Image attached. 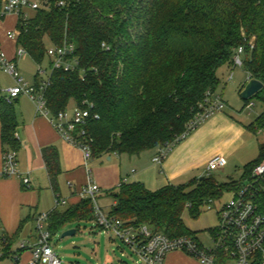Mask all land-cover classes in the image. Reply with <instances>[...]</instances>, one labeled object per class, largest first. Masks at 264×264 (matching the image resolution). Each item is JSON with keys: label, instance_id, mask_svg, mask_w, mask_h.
I'll return each instance as SVG.
<instances>
[{"label": "trees", "instance_id": "1", "mask_svg": "<svg viewBox=\"0 0 264 264\" xmlns=\"http://www.w3.org/2000/svg\"><path fill=\"white\" fill-rule=\"evenodd\" d=\"M65 1L63 9H41L19 23L16 45L38 66L47 63L48 44L73 46L77 67L52 72L46 105L54 116L69 106L91 105L90 112L99 116L84 127L92 138V158L139 156L181 142L176 139L204 94L216 91L217 70L231 65L240 46L249 79L262 84L258 93L243 101L242 109L253 99L262 107L247 129L254 133L264 127V0ZM0 123L3 152L15 151L19 144L14 138L13 103L7 104L3 96ZM41 155L49 188L57 196L58 153L45 147ZM262 158L264 144L258 158L244 167L242 178ZM239 184L220 182L213 175L156 191L141 183H122L109 191L114 205L108 214L127 226H146L168 238L194 237L183 222L184 212L197 218L209 201H219ZM253 202L264 216V189L256 192ZM88 221H94L93 204L83 199L64 212L49 213L47 229L52 236L66 225Z\"/></svg>", "mask_w": 264, "mask_h": 264}, {"label": "built area", "instance_id": "2", "mask_svg": "<svg viewBox=\"0 0 264 264\" xmlns=\"http://www.w3.org/2000/svg\"><path fill=\"white\" fill-rule=\"evenodd\" d=\"M51 6L63 9L65 0H0V24L8 18L14 19V29L6 30L4 37L8 41L16 42L19 36V23H25L31 15L38 10H49ZM104 47V44H102ZM249 47L252 48L251 43ZM73 46L63 43L60 46L49 44L45 50L47 63L44 67L39 65L36 72V81L27 84L21 76L17 63L8 58L0 42V70L6 74L13 85L3 91L7 104L19 95H25L33 103L35 113L46 118L59 136L70 145L78 148L82 154L83 164L86 168L91 157L92 138L86 133L84 127L89 121L98 120L97 114L91 113V105L86 108L72 106L52 115L46 105L45 91L50 84V76L55 69L72 72L77 67V59L72 56ZM242 46L235 49L231 66L243 67ZM26 52L17 47L16 55L24 56ZM82 73L81 71L79 72ZM232 73L227 81L232 79ZM82 80V79H81ZM225 101L216 91H207L198 110L187 123L185 132L176 141L185 139L187 134L202 125L212 115L225 108ZM247 106H252L248 104ZM173 143L157 148L152 163L160 165L166 158ZM227 161L222 156H214L206 164V175L225 167ZM87 169V168H86ZM87 186L82 190L83 199H90L94 209V223L98 231L111 235L112 239H120L136 256L135 264H164L165 257L171 252H184L200 264H264V216L261 215L253 202L258 190L264 189V158L257 162L250 172L243 178V183L232 192L228 202L219 205L215 211L218 226L213 230V248H205L194 237L181 236L168 238L162 233L151 232L146 226L132 227L125 222L109 216L103 212L96 200L99 192L98 186L90 178L87 169ZM20 178L25 187H29V180L20 175L17 169V156L13 150L2 152V169L0 178ZM55 205L61 200L55 195ZM216 202L209 201L205 207L210 209ZM48 214H38L34 219L35 243L31 246L27 241L19 244V250L30 246V264H62L55 253L46 227Z\"/></svg>", "mask_w": 264, "mask_h": 264}, {"label": "crops", "instance_id": "3", "mask_svg": "<svg viewBox=\"0 0 264 264\" xmlns=\"http://www.w3.org/2000/svg\"><path fill=\"white\" fill-rule=\"evenodd\" d=\"M12 29H14L13 18H8L0 24V42L8 58L14 59L18 66L20 59L29 56L25 54L18 57L16 42L5 39L4 32ZM3 74L0 70V97L3 96L4 89L13 85L12 80L11 83L6 82V75ZM35 77L34 75L33 83ZM248 80L247 75V79L240 83L239 90L244 88ZM250 104L252 106H246L245 109L254 106L252 102ZM13 110L16 121L14 138L19 144L15 150L17 169L21 176L29 180V187L23 186L20 178H0V264H30V246L24 250H19L18 246L23 241H27L31 246L35 243L33 225L35 217L41 213L49 214L53 210L64 212L83 200L81 192L87 186V169L90 178L99 188L96 195L111 199L109 191L116 189L122 183H141L147 190L156 191L166 185H180L176 183H181L180 181L185 179H189L187 182L199 179L206 176L205 169L209 159L219 155L215 148L214 152L210 153L212 151L208 150V145L204 141L203 136L218 126L216 122L209 121L203 123L193 135L183 139L179 148L167 154L160 165L152 163L157 152V149H153L131 157L103 155L95 160L104 158L108 166H102L101 163L90 166L88 161L86 169L81 151L64 141L46 118L35 113L34 105L27 96L19 95L13 101ZM45 147H54L58 153L61 174L58 177L57 196L61 200L59 205L65 206L61 210H58L59 205L52 207L45 205L49 198H52L55 204V194L49 188L41 155ZM2 152L0 138V171ZM144 154L151 156L144 157ZM113 205L114 201L111 199V203L107 205L109 209L105 213H109ZM72 226L66 225L67 228ZM164 264L197 263L184 252H171L165 257Z\"/></svg>", "mask_w": 264, "mask_h": 264}, {"label": "rangeland", "instance_id": "4", "mask_svg": "<svg viewBox=\"0 0 264 264\" xmlns=\"http://www.w3.org/2000/svg\"><path fill=\"white\" fill-rule=\"evenodd\" d=\"M253 41L254 38H250L249 44L251 43L252 46ZM18 62V69L24 81L27 84H32L39 66L27 57L20 59ZM41 66L44 67L45 63ZM231 73L233 74L232 80L225 82ZM216 75L219 82L216 91L222 95L227 105L221 112L212 115L205 121V123L214 121L218 126L213 131H208L203 137L208 145V150L212 151L210 153H213L215 148L218 150V156L224 157L227 164L225 167L211 173V175L220 182L233 180L237 183H243L244 167L258 158L259 146L264 144V127L254 133L247 129V126L254 122L262 112V107L253 99L251 101L254 104L252 108L242 109L243 101L238 91L240 83L247 79L244 67L239 68L226 64L219 68ZM5 79L6 82L11 83V79L7 75ZM68 108H72V106ZM201 126L199 125L191 130L185 139L193 135ZM182 142L183 140L174 144L168 155L179 148L178 146ZM150 156V154H144V157L149 158ZM144 160L146 161L145 158ZM95 161L94 158H91L89 165L101 163L102 166H108V162L104 158ZM188 180L185 179L176 184H186ZM232 196V192H225L213 207L210 209L203 207L200 215L195 219H192L187 211L184 212L182 218L186 228L205 248H213L214 246L211 233L218 226L215 211L219 208V205L228 202ZM95 197L104 212L108 211L107 205L111 203V199L103 195H96ZM45 205L48 207L55 206L52 198H49ZM64 207L59 205L58 210ZM46 227H48V223H46ZM66 228L65 226L58 229L50 238L51 245L62 264H135L137 260L130 248L123 244L120 239H112L111 235L98 231L94 221L81 222L79 225ZM71 230L74 231L73 235L61 237L63 233ZM196 263L200 264L198 261Z\"/></svg>", "mask_w": 264, "mask_h": 264}, {"label": "water", "instance_id": "5", "mask_svg": "<svg viewBox=\"0 0 264 264\" xmlns=\"http://www.w3.org/2000/svg\"><path fill=\"white\" fill-rule=\"evenodd\" d=\"M261 89H262V84L259 81L255 79H249L246 85L244 86V88L240 91L239 96L242 99V101H247L250 98H252L256 93H258ZM73 234L74 231L71 230L63 233L61 237H65Z\"/></svg>", "mask_w": 264, "mask_h": 264}]
</instances>
